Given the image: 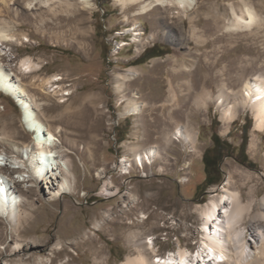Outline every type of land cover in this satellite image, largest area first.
<instances>
[{"label": "rangeland", "instance_id": "374dc122", "mask_svg": "<svg viewBox=\"0 0 264 264\" xmlns=\"http://www.w3.org/2000/svg\"><path fill=\"white\" fill-rule=\"evenodd\" d=\"M30 1L0 0V26L14 35L0 46L7 51L0 61L26 84L36 111L56 131L76 181L74 191L54 201L43 196L41 187L17 183L32 215L18 230L0 216V264L33 262L30 251H12L16 239H37L32 250L41 249L48 260L55 244L63 241L53 264H121L137 252L129 235L133 230L141 232L138 246L154 238L156 251L148 253L156 259L179 247L194 254L201 245L199 205L219 192L215 185L228 175L231 188L240 190L245 201L253 200L248 225L262 210L264 131L255 129L250 105L240 106L235 119L224 121L216 97L225 88V102L232 104L246 80L264 77V0H196L187 11L158 4L146 13L142 6L148 0L126 5L96 0L92 11L80 0H37L29 7ZM247 7L257 20L232 26L235 12L246 14ZM153 47L159 55L142 56ZM27 56L42 64L32 75L20 68ZM127 69L134 77L119 87L116 78ZM52 74L62 76L58 89L70 91L68 95L50 87L47 96L40 80L34 81V75ZM205 91L212 99L202 106L196 101ZM134 95L144 103L142 112L120 117ZM181 126L199 133L194 145L177 136L167 143L166 136ZM215 134L225 149L219 181L210 184L203 156L213 148ZM32 142L22 109L0 91V155H14L16 147ZM154 145L162 156L142 166L135 152ZM126 157L133 163L129 170L121 162ZM21 170L0 166L9 178ZM105 180L121 193H102ZM129 190L137 195L138 206L127 216L121 210ZM107 211L115 223L96 228ZM90 235L95 237L93 245L83 242ZM226 264L235 263L230 258Z\"/></svg>", "mask_w": 264, "mask_h": 264}, {"label": "bare ground", "instance_id": "6f19581e", "mask_svg": "<svg viewBox=\"0 0 264 264\" xmlns=\"http://www.w3.org/2000/svg\"><path fill=\"white\" fill-rule=\"evenodd\" d=\"M1 1L8 2V0ZM119 1L122 5H126L127 3L143 0ZM36 2L37 0L28 2L29 7ZM41 3H46V0H41ZM80 3L83 5V8L91 11L97 7L96 0H80ZM158 4L177 6L187 11L195 7L196 0H148L142 6V13H146ZM255 13L250 7L246 8V14L235 12L236 19L232 21L231 25L238 27L243 23L250 24L257 20ZM134 31L136 30L134 29ZM137 33H135V38L139 39L140 35H137ZM13 39L14 35L0 26V46L3 47V42ZM6 54L7 51L4 48L0 49V55ZM41 67L42 64L36 62L31 56L23 58L20 63L21 70L30 75ZM34 77V81H37L38 78L42 86L45 87L47 96L50 95V87L54 88L53 91L55 93H58L60 90L63 92V95L70 93V91L66 92V89H58L60 87L59 81L62 79V76L58 74H52L48 77H37L34 75ZM133 77L134 73L130 69H127L123 74L117 76L118 86L120 87L125 81L133 79ZM0 91L17 99L22 106L23 122L33 137L31 145L16 147L14 155L7 156L4 153L0 155V166L17 168V170L22 169L15 178L14 176L9 178L4 172L0 171V216L9 222L11 227L18 230V227L22 223L28 222L32 215V209L26 207L30 202H28L29 199L17 189L18 182H25L30 187H41L43 196L47 200L54 201L58 198L61 199L64 194L74 191L76 175L73 171L72 160L68 157V153H64L66 149L57 136L56 131L51 129L36 111L35 100L26 84L1 61ZM227 95V90L222 88L216 97L218 105L221 107L222 119L224 121L230 122L235 119L240 106L246 107L250 105L255 117V129L257 131H264V77L246 80L243 89L235 95L236 99L232 104L225 102ZM136 97L134 95L129 99L124 107V111L120 112V117L133 113L140 114L142 112L144 103L139 102ZM211 99V93L206 92L205 95H200L196 102L199 105L207 106ZM172 134L166 136L167 143H171L174 136L182 137L193 145L199 139V133L189 127H178ZM250 146L254 147L253 144H250ZM134 155L135 159L142 166H144L146 161L152 164L157 158L162 156L160 149L156 145L140 152L136 151ZM124 160H121L122 166L124 169L129 170L133 164L132 160L129 157H126ZM98 174L100 178L104 177L102 171ZM231 181L232 176L228 175L226 181L222 182L223 184L215 185L214 189L219 190V192L212 194L206 203L199 205L201 214V245L198 251L196 250L197 252L193 254L187 248L179 247L177 252L171 253L166 257H159L157 254L158 258L156 259V255L151 257L148 253L149 250L156 251L154 238L151 237L142 243L143 246H138L137 241L140 238L137 237L141 232L133 230L129 235L131 241H135L134 245L137 248V252L135 254H128L121 264H199L201 262L202 264H226L230 258L234 260L235 264H264V197L262 199V210L253 215L247 225L246 218L254 206L253 200L245 201L242 198L240 190H233L231 188ZM102 193L110 196L121 193V190L119 187H113L105 180ZM137 198V195L132 191L129 192L127 197H125V209L121 210L123 215H126L129 210L138 206V203H136L138 201ZM142 213L145 218L146 212L142 211ZM103 217V221L99 220L95 223L96 228L102 227L103 224L109 221H116L114 218H111V213L108 211ZM126 218L129 219V217ZM131 222H134V220L130 221V224ZM248 231L251 232V238L247 237ZM37 241V239H28L26 241L24 239H16L14 241L12 251L14 253L30 251L29 257H32L33 260L32 263L17 262L16 264H53V254L64 248L63 241H58L53 247L54 251L51 253L50 260H48L43 256L41 249L32 250ZM88 241L93 245L95 237L90 235L83 242Z\"/></svg>", "mask_w": 264, "mask_h": 264}, {"label": "trees", "instance_id": "16d2710c", "mask_svg": "<svg viewBox=\"0 0 264 264\" xmlns=\"http://www.w3.org/2000/svg\"><path fill=\"white\" fill-rule=\"evenodd\" d=\"M155 47H153L150 51H146V53H144V55L142 56H146V59H149L150 57H154L159 55L158 53L154 52ZM143 62V61H142ZM213 141H214V145L213 148H208L206 149L204 156H203V160L205 163V169L208 171V177L209 178V183H216L217 181H219V173H220V167H219V163L222 160V155H223V151H224V147H222V142H220V137L219 135H213ZM247 145V138L245 137L243 139L242 142V153L245 152V148ZM210 174L212 177H210ZM204 192V190H203Z\"/></svg>", "mask_w": 264, "mask_h": 264}, {"label": "water", "instance_id": "95a60500", "mask_svg": "<svg viewBox=\"0 0 264 264\" xmlns=\"http://www.w3.org/2000/svg\"><path fill=\"white\" fill-rule=\"evenodd\" d=\"M13 98L16 101V103L20 106V108H22V106L19 104V102L17 101V99L15 97H13Z\"/></svg>", "mask_w": 264, "mask_h": 264}, {"label": "built area", "instance_id": "2783aa9c", "mask_svg": "<svg viewBox=\"0 0 264 264\" xmlns=\"http://www.w3.org/2000/svg\"><path fill=\"white\" fill-rule=\"evenodd\" d=\"M101 11H102V7H101Z\"/></svg>", "mask_w": 264, "mask_h": 264}, {"label": "flooded vegetation", "instance_id": "af4514ba", "mask_svg": "<svg viewBox=\"0 0 264 264\" xmlns=\"http://www.w3.org/2000/svg\"><path fill=\"white\" fill-rule=\"evenodd\" d=\"M238 157V156H237Z\"/></svg>", "mask_w": 264, "mask_h": 264}]
</instances>
